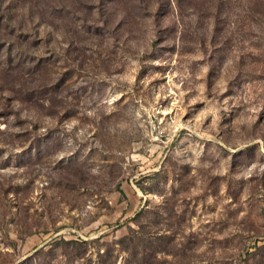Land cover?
Instances as JSON below:
<instances>
[{"label":"rangeland","instance_id":"obj_1","mask_svg":"<svg viewBox=\"0 0 264 264\" xmlns=\"http://www.w3.org/2000/svg\"><path fill=\"white\" fill-rule=\"evenodd\" d=\"M0 264H264V0H0Z\"/></svg>","mask_w":264,"mask_h":264}]
</instances>
